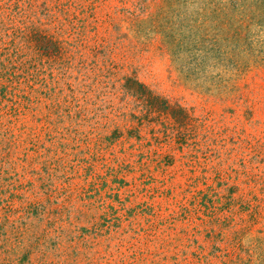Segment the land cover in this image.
Returning <instances> with one entry per match:
<instances>
[{"label":"rangeland","instance_id":"obj_1","mask_svg":"<svg viewBox=\"0 0 264 264\" xmlns=\"http://www.w3.org/2000/svg\"><path fill=\"white\" fill-rule=\"evenodd\" d=\"M0 264H264V0H0Z\"/></svg>","mask_w":264,"mask_h":264},{"label":"trees","instance_id":"obj_2","mask_svg":"<svg viewBox=\"0 0 264 264\" xmlns=\"http://www.w3.org/2000/svg\"><path fill=\"white\" fill-rule=\"evenodd\" d=\"M133 83L136 85V87H137V90L138 91H141L142 93L141 94H145V95H147V100H148V104H149V106H151V107H155V101H159L158 99V97H156V96H154V95H152L151 94V91H149V90H147L146 89V87L142 84V83H140V82H138L137 80H133ZM143 94V95H144ZM163 101V100H162ZM164 103H165V101H163ZM165 109L166 110H168V104H166L165 103ZM180 113H182L183 111L181 110V109H179L178 110Z\"/></svg>","mask_w":264,"mask_h":264}]
</instances>
